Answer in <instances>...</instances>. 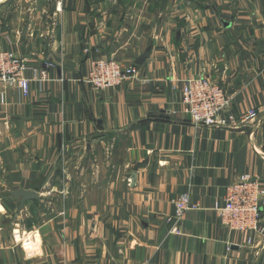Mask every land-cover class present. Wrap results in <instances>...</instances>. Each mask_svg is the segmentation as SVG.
<instances>
[{"label":"crops","instance_id":"1","mask_svg":"<svg viewBox=\"0 0 264 264\" xmlns=\"http://www.w3.org/2000/svg\"><path fill=\"white\" fill-rule=\"evenodd\" d=\"M159 1L0 0V50L53 65L28 97L0 81V264H264V232L214 210L241 175L264 185V0ZM98 57L139 76L95 91ZM202 75L256 119L193 125ZM181 194L198 207L176 221Z\"/></svg>","mask_w":264,"mask_h":264},{"label":"built area","instance_id":"2","mask_svg":"<svg viewBox=\"0 0 264 264\" xmlns=\"http://www.w3.org/2000/svg\"><path fill=\"white\" fill-rule=\"evenodd\" d=\"M62 0H58L57 9L62 10ZM32 66L26 59L11 50H0V81L8 86H16L24 97L31 93L33 81L41 86L49 80L48 68ZM32 73L29 76L28 73ZM140 69L135 65H124L114 58L98 57L91 61L85 81L95 91L120 86L126 80L139 76ZM182 109L195 126H223L247 120H254L256 109L237 117L231 110V97L223 86L206 76L189 78L181 87ZM175 218L179 221L184 213L192 208L189 194H181L172 199ZM264 205V185L262 181L249 174L241 175L226 187L224 203L214 207L222 225L231 232L263 233L261 227V209Z\"/></svg>","mask_w":264,"mask_h":264},{"label":"water","instance_id":"3","mask_svg":"<svg viewBox=\"0 0 264 264\" xmlns=\"http://www.w3.org/2000/svg\"><path fill=\"white\" fill-rule=\"evenodd\" d=\"M9 0H2V3H6ZM14 196L20 197V208H24L26 201L39 199V194L33 190L20 189L13 192Z\"/></svg>","mask_w":264,"mask_h":264},{"label":"rangeland","instance_id":"4","mask_svg":"<svg viewBox=\"0 0 264 264\" xmlns=\"http://www.w3.org/2000/svg\"><path fill=\"white\" fill-rule=\"evenodd\" d=\"M160 5H162V2H161V0L159 1V5H157V9H160ZM156 6V5H155ZM11 208V210H14V208L13 207H10ZM5 220H9V219H6L5 217H0V221H5Z\"/></svg>","mask_w":264,"mask_h":264},{"label":"trees","instance_id":"5","mask_svg":"<svg viewBox=\"0 0 264 264\" xmlns=\"http://www.w3.org/2000/svg\"><path fill=\"white\" fill-rule=\"evenodd\" d=\"M163 2H166V0H162Z\"/></svg>","mask_w":264,"mask_h":264}]
</instances>
